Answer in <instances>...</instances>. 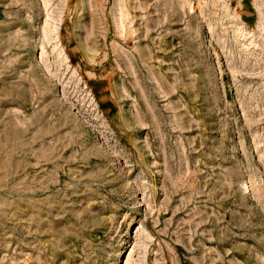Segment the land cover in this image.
<instances>
[{
    "label": "rangeland",
    "instance_id": "rangeland-1",
    "mask_svg": "<svg viewBox=\"0 0 264 264\" xmlns=\"http://www.w3.org/2000/svg\"><path fill=\"white\" fill-rule=\"evenodd\" d=\"M0 264H264V0H0Z\"/></svg>",
    "mask_w": 264,
    "mask_h": 264
}]
</instances>
